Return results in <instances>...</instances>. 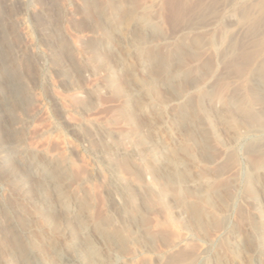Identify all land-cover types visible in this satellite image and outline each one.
<instances>
[{
    "label": "bare ground",
    "instance_id": "obj_1",
    "mask_svg": "<svg viewBox=\"0 0 264 264\" xmlns=\"http://www.w3.org/2000/svg\"><path fill=\"white\" fill-rule=\"evenodd\" d=\"M26 1L27 0H6V3L9 5L10 8H12V9L16 8V10H17L18 9L17 4L19 2L25 3ZM76 1L75 0H69V3H67L64 6V9L62 8L64 10L63 12L64 13L69 12V13L74 14V12L71 10V8H72L71 6H73V4L75 5ZM93 1H95V0H93ZM226 1L229 3L228 4L229 7H233V10H229V8L226 9L223 14H220L217 17H215L214 22H212V23L209 22V20L206 21L208 23H206L205 20H203L206 24H204L200 27H197V28H195V26L200 25L202 23L200 18L202 19L204 16L203 15L204 13L201 11H209V12L211 11L210 13H212L213 16H216V14H214L217 11L216 8L220 9V8H218L220 6V5L218 6V1L217 2L215 1V3H212V4L210 3V6H208L207 3H206V5L201 3V5H200L199 3H193V2H190L188 0H167V2H164V1L162 2V3L167 4L166 7L169 11V12L167 11L168 16H166L167 17L166 23L172 22L173 26L176 24H179V25L185 24L184 26H186L187 31H184V30L183 31L186 33V36L184 35L183 38L180 37L181 38L180 40L177 39L178 42H176V44H174V45H172V44L170 45L168 43V41L170 40V39H168L169 37L167 38V36H164V39H163L164 42L163 43H165V44L168 43L166 45V48H165L168 50V53H166V54L158 53V54L153 55V53L149 51L148 56L146 55V57H144V60L141 62L142 64H140V67L138 68V70L142 71L143 69H145L146 66L151 67V69H152V67H156L157 70L159 68L158 71L161 73L160 75L162 77L156 79L158 82L157 88L159 90L161 89V91H163V93H165L164 94L165 98L163 97V95L161 96L165 99L164 100L161 98L162 100H164V102H163L164 105H166V107H168V108L170 107L169 109H171L174 106L181 103L183 100H185V103L182 104V106L179 110V113L177 115L171 116L169 113L166 112L167 116H164V118L166 117L164 119L163 118V110L165 107H164L163 103L161 101H160V103H158V102H156V100L149 98L146 100V103L145 102L144 103L146 104L147 107L155 109V113H154L155 117L153 118V120L151 122L147 123V125L144 126L143 133H141L144 135L146 133H148L150 135V136L147 135V140H144V141L141 140L142 142L140 140L139 141L136 140L137 142L135 141V143L131 142V140L130 141L127 140L128 142L127 141L123 142L121 140L124 143L121 145L118 142L120 141L122 136L115 137L114 133H113V136H110V134H107L105 132L107 128L104 130L105 133H103V130L97 126V123H95V120L94 121L89 120V123L87 121L88 124H91V125H89V127L91 128L89 130H93V132L94 131L97 132V134H95V135L91 134V132H90V134L92 136L94 135L95 137L99 136L98 143L101 142V145L104 147H101V149H97V148L94 149L95 146L92 147V142H94V141H92V140H95L97 137L95 139L94 138L91 139L92 136L81 137L78 140L79 142L77 144H74V142L72 141L73 139L72 140L70 139L73 143H68L66 146L64 144L65 151H67L68 153H71L73 155H80V156H82L81 158H83V156L86 155V158H87L86 162H88V165H89V166H87V168L89 167V170L91 171V175L89 174L91 177L89 178L88 182L93 184V185H94V183L95 184L98 183V185H100L99 189H101L100 187L103 186V189H104L103 192H104L105 198H104V196H102V199L103 198L105 199L103 201L105 202L104 206L106 207V210H107L106 216L108 217L110 223H112L114 227L115 226L119 227L118 228L119 229L118 234L114 235V233H111L112 230L115 228H113L109 232V231H107V230H109L106 228L107 226L105 227V224H103L104 222L100 223V222H96L93 220V218H95V216H93V218H92L91 212L88 208L91 204L90 202L88 203L89 204L88 205V204H86L87 202L85 203L83 200H81L82 199L81 197L79 199L77 196H74L76 194L73 195V194H68L70 192H68V193L66 192L63 181H60L61 180L60 176L62 173L61 168L64 169V167L61 166V168H59V166H58L55 169L51 168V164L49 163V161H51V160L50 159L48 160L45 152L39 151L38 154L40 156L36 157L35 155L28 153V151L26 149L22 148L21 141H17L15 147L13 148V151L15 152V154L17 156V158H16L17 165H19L20 167L23 168L24 174L26 173V171H32L33 172L35 170L39 171L41 174H45V177L48 180L47 181L45 180L46 183L42 184V188H43L42 190L46 191L49 188H51L53 191H56L55 194H53V196L51 198L38 196L36 198H33V201H31V202L33 204H35L36 206L44 207V209H45L44 211L50 220L53 219L54 216H52V213H54L55 209L57 208L58 210L61 211L62 216H63V220L61 222L57 223L58 224L57 226H54L55 223H52L49 220L48 227L43 226V228H40V229L36 228L37 230H34L33 228L27 227V224L24 223V221H22V219H21V216H20L21 210L19 211V208H20L19 207V204H20L19 200H21V197H22V195H20V193L24 192L23 190L25 189V185L23 184L22 180L17 175H7V174H4V172H2V170H0V183L4 184V186H7L8 190L13 193V195L10 194L11 197L9 199L7 197H6L7 199H5V198L0 199L1 213H2L3 218H5L7 221V225H8L9 230L13 234V240L12 241L10 240V242L12 243L14 241L16 244L13 247L9 245L8 250L5 252L0 251V264H168V263L164 262L165 258H166V256H165L166 252L159 251L156 247V245L158 244L159 241L157 243H154L153 242L154 238L153 239L150 238L152 236H155V238H156V235L150 234L151 236L149 235L150 236L149 237L146 230L143 229V226L146 224H144L142 226V217L140 215V213H142L141 212L142 210L140 211V208H138V206L140 207V204H138V202L139 201L142 202L141 207L145 205L148 208L147 209L146 207H144V208H146L145 211L152 210V208L149 207L150 204H148L147 201H144L145 197L141 198L139 196L137 197L135 194L132 195L131 193H129L130 191H135V189L133 190L132 187L135 188L136 187L135 185L139 182L134 180L135 182H137L135 184L133 181H130V182L127 181L125 179V177H123V175H122L123 171L121 172L120 169L117 168L118 165L116 168H115V166H113L114 161H112V156H115L118 158L119 157H127V158H130L129 160H133V161L134 160H140L143 162L148 161V167H147V169L142 170L143 173L141 175V178H142V180L145 181L143 183H147L148 188H149L148 192H150L151 195L154 194V192H155L154 190H157V188H160L159 189V190H161L160 195H162V196L164 195L165 198H163L162 196H159V197H162L163 199L168 200V198L170 199V197H168V196H171L170 193H171L172 187L173 188L176 187L177 196L172 195L173 196L172 198H174L173 200H174L175 204H173V205L171 204V205L173 206L174 211L173 210L172 211L175 214V221L178 220V223H177V221H176V223H177V225L178 224L180 225L178 227L182 228V229H179V231L181 230L180 231L181 235H179V238H178V239H180V237H181V239L179 241L176 239L178 241L176 246H175V244L174 245L171 244V246L173 245V247L170 246L166 250L171 251V250L175 249L176 247L178 248L181 246H186L188 243L193 241L194 238L195 239L197 238V240H198L197 245L199 243L198 246H199V252H200V253L195 255L196 257L191 256L194 254V252L191 255L189 254V256L191 258L189 260L188 259L185 260V262H182V263H181V261L183 260V257L181 258V260H180V258L176 257L177 259H179V261L176 260V261H178V264H203L204 260H202V258L205 259V258L210 256L209 255V254H211L210 252L216 251L217 243L215 241H212L213 239L210 240V237L209 238L206 236L203 237V235H202L204 232H206L208 227L213 228L215 226V225H213L211 227V225L208 224V221H209L208 212H210L211 208H213L215 210L214 212L217 213L219 215V218H220L216 223V225L218 227L215 226V228H218L217 230H214V232L216 231V234H218L217 236L216 235L215 236L219 237V238L221 236H228L229 237L230 252L234 256L235 255L239 256V255L243 254V257L241 258V261H240V262H242L241 264H245V263H247V264H264V256H263L264 253L263 254L259 253L260 250H263V252H264V0H226ZM35 2L36 3L34 4V6H33V4H31L33 6V11H36V12L38 11L37 14H40V16H38V17H40L39 21L36 22L37 24H36L35 30L30 29V27L27 25V22L25 19H20V21H19L21 28H23L22 36L27 41V43L25 45V50L30 51L32 53L35 52L36 54L38 53L37 55L38 56L41 55L42 60H44V61H48V59L49 60L51 59L53 62L57 61L59 64L58 69L60 70V72L62 74H65L67 76L69 74V71L71 68L65 62H63V59H62V58H64L63 54L65 53L63 50L64 43H63V40L58 41L57 36L59 35L60 27H59V23H58L59 21L57 20L58 19L57 14L55 13V7H54L53 3L51 2V0H36ZM219 2H220V0H219ZM130 3H131V1H130ZM101 4H102V2H101ZM101 4H99V5H101ZM121 4H124V3L122 2ZM102 5L100 7H102ZM147 5H149V4L147 3ZM155 5H157V4H155ZM161 5H163V4H161ZM32 6H30V7H32ZM143 6H144V4H143ZM205 6H207V7H205ZM38 7L40 9H38ZM94 7H95V5H94ZM120 7H122V6H120ZM159 7H161V6H159ZM166 7L163 10H166ZM103 8H100V9H103ZM118 8L119 7H114V10L112 13L117 19H118V14L115 12H118V10H119ZM163 8H164V6H163ZM1 9L2 8L0 7V57L2 59L1 60L2 62H0V79L3 76L4 83L0 82V110L10 112L13 114L14 113L13 103L16 104V102H17V103H19V106H21L19 99L26 94L28 88H27L26 81L24 83V81L22 80L23 78L21 79V77L17 73L16 68H14L16 66H13V63L14 62L17 63V60L13 61L15 56L14 55L12 56V54L14 52V54L17 56V55H20V52L14 51L15 47H14V49L10 48L9 46H11V45L6 46L7 39H8V33H7V30H5L6 24H4V23H6V22H5L3 12ZM23 9H24V7H23ZM96 9L93 8L92 10H88V11L86 10L84 12V14L86 15V16H84V19L87 20L88 22H90V24L93 25L94 28L97 29V32L99 31V32H102L103 34L105 33L104 35H106V33H108V34H107L106 38L104 37L105 38L103 40V41H105L104 44L101 43V44L96 45V44L92 43V44H89L88 47H90L89 48L90 50L91 49L94 51L99 50L98 52H101L100 50L102 49L103 45H109L111 47V49L117 53L116 54L117 59L115 60V63H113L114 65L105 69V71H108V73H109V70H111L112 73L117 74L119 71L121 72V70L124 68L125 65L129 64L130 59L128 56L130 54L129 55L125 54L126 53L125 49H127V46L129 48L130 47L131 48L140 47V44L145 42V38L147 36H145L143 34L145 36V38L141 37V39H140V36H138L139 37L138 38L136 33L132 34V32H130L131 33L130 36L132 38V39H130L129 36L127 37V35H126L125 28H122L125 30L124 35H126L128 40L122 41V40L116 39L115 35H116V33H118V32H116V27L115 28L111 27V26H113V25H111L112 21L108 25L107 20L109 18H108V16H106L105 11H102L103 12L102 13L98 10V8H96ZM131 9H132V7H131ZM150 9L152 10L151 7L149 8V10ZM82 10H84V9H82ZM123 10H124V8H123ZM149 10H147V11L149 12ZM151 10H150V12H151ZM137 11H139V10H137ZM220 11H222V10H220ZM220 11H218L217 14H219ZM17 12H16L15 17H18ZM154 12H156V11H154ZM164 12H166V11H164ZM201 13H202V15H201ZM206 13H208V12H206ZM120 14H121V17H123L122 13H120ZM148 14L153 15L151 13H148ZM4 15H6V14H4ZM69 15H71V14H69ZM142 15L146 16V14H144V13ZM149 15H147V17ZM158 15H160V12ZM212 15L209 16V13H208V17H211ZM20 16H21V14H20ZM61 16H62V14H61ZM162 16H163V14H162ZM193 16L195 18H199L198 22L199 21H201V22L197 23L194 21L195 20L194 19V20H192V22L194 21L195 23L191 24L189 21L193 18ZM137 17H139V15ZM159 18H161V17H159ZM9 19L11 20V18H9ZM126 19H127V17L125 18V22L127 21ZM129 19L130 18L128 17V20ZM152 19H153V17H152ZM206 19H209V18H206ZM110 20H112V19H110ZM145 20L146 21L144 22V25L148 29V30L146 29L149 33L148 36L149 35L152 37L162 36L161 33H159L158 29H156L155 25L151 22V20L149 21L147 18ZM8 23H10V22H8ZM156 23H158V22H156ZM60 24H61V22H60ZM133 24H134V22H133ZM239 24L242 25V28L240 27V30L233 33L234 28L236 26H238ZM123 25H125V24H123ZM138 25L144 26L143 23L141 25L138 22H136L135 26L139 28ZM135 26H132V27H135ZM158 26H159V24H158ZM173 26H171V27H173ZM184 26H183V28H184ZM212 26H217V30L215 32L213 31V33H212V31L207 30V32L209 31L208 33H210V32L211 33L205 37L198 35L199 33L194 34L196 29H202L200 31V33H202V31H204L203 29H208V28H211ZM168 27L169 26H167V28ZM164 28H166V27H164ZM179 30H181V29H179ZM35 31L37 32L38 38H35V36H34ZM133 31H135V30L133 29ZM173 31H175V30H173ZM84 32L85 31L81 29L80 31H78V33H79L78 35L83 34V35L87 36V34H85ZM142 32H143V30H142ZM165 32H166V30H165ZM169 32L170 31L167 30V33L170 36L171 34ZM175 32L179 33L177 31H175ZM181 32H182V30H181ZM13 33H14V31H13ZM181 36H183V35H181ZM71 37H73V36H71ZM175 37H176V34H175ZM63 38L64 37H62L61 39H63ZM177 40H175V41H177ZM64 41H66V40H64ZM157 42L159 43V41H157ZM170 42H172V41H170ZM66 43H68V41ZM75 46H77L78 49L81 48V44L79 42H76ZM151 46L153 47V45H151ZM154 46H156V45H154ZM40 47L42 49H46L47 52H42V49L40 51ZM202 47H207V48H211L212 50H214V59H211V56H208L210 58L209 60L202 61L201 60V55H202L201 53H203V55H204V52H205L204 50H203V52H201ZM157 49H160V48L157 47ZM146 50H149V48ZM209 51L210 50H208V52ZM139 52H140V50H139ZM144 52H145V50H144ZM28 54L30 55V53H28ZM133 54H134V51H133ZM142 54H144L143 50H142ZM76 55H77V53H76ZM206 55H207V53H206ZM206 55H205V58H207ZM24 56L22 55V57H24ZM133 56L137 57V55H133ZM93 57H94V55H93ZM30 58L32 59V56L29 57V60H31ZM34 58L36 59L37 57L34 56L33 59ZM17 59H19V58L17 57ZM33 59L31 60L32 62H33ZM68 59H70V58H68ZM105 59H106V56H105ZM20 60L22 61L21 58H20ZM64 60H66V59H64ZM133 60H134V57H133ZM190 60H194L198 63V65L193 69H191L193 67V65L190 66L191 70L188 68V65H187L189 63L188 61H190ZM44 61H43V65H47V64H45ZM49 63H51V62H49ZM190 63H192V62H190ZM190 63H189V65H190ZM194 63L195 62H193V64ZM25 64H27V63H24V65ZM18 65H19V63H18ZM93 65L95 66V64H93ZM25 66H27V65H25ZM215 66L224 67L225 70L224 69L223 70L226 71L227 76H229V77L235 76L234 77L235 79L236 78L239 79V80L237 79L239 81V83L237 84V82L235 80L236 84H234V85L230 84L231 86H229L228 84H226L227 83L226 80H222V81H226V83L223 84V82L221 81L222 83L218 82V84H216V85L214 84V86H212L213 85L212 84L211 85L212 87L210 86L211 87L210 90H209V88L207 91L202 90V88H206V86H207L204 82H202V80L207 78V77H213L214 74L216 72H218V67H215ZM73 68H75V67H73ZM86 69L88 70V67ZM220 69H221V67H220ZM90 70H91V68H90ZM83 71H82L83 72L82 74H84V76H86L88 72L86 70H83ZM149 71H151V70L149 69ZM57 72H58V70H57ZM101 73L102 72H100V74ZM220 73H221V70H220ZM62 74H60V75H62ZM150 74H151V72H150ZM75 75L77 76L78 74L75 73ZM93 75H95V73H93ZM104 75H105V73H104ZM144 75L142 77H145ZM215 75H216V77H219V76H217V74H215ZM27 77L28 76H26V78ZM36 77H38V76H36ZM26 78H25V80H26ZM82 78H81V80H82ZM89 78H91L90 75H89ZM225 78H222V79H225ZM143 79H145V78H143ZM214 79H216V78H214ZM35 80H37V78ZM72 80L73 79H71L70 81H67V83L71 82ZM79 80L80 79H78V81ZM203 81H205V80H203ZM102 82H103V80H102ZM212 83H214V82H212ZM31 84H33V83H31ZM57 84H58V82H57ZM82 84H84V83H82ZM69 85H70V83H69ZM143 85L149 86L150 83L145 82L144 84H142V86ZM134 86H135V84H134ZM137 86H135V87H137ZM90 87H92V86H90ZM90 87H87L86 85H84V86L80 85V86H74V88H72V90H73V93H75L77 96L80 97L83 94L89 92L91 90ZM117 87H118V85H117ZM106 88L108 89V87H106ZM106 88L101 87L100 90L106 91ZM126 88H129V86ZM29 89H31V88H29ZM94 89H96V88H93V90ZM53 90H55V89L53 88ZM142 91H143V88H141V91H140V89L135 90V88H131L130 90H128L126 93V97L129 98L128 101H131L135 95H138L139 98H140V96H143L144 94L142 95ZM191 91H197V93H198V94H196L197 96H195V97L191 96L190 95ZM113 92H115V91H113ZM159 94H162V93H159ZM28 98H30V97H28ZM63 98H61L59 96L56 97V102L58 104L62 103ZM139 98H138V100H139ZM155 99H157V98H155ZM70 100H72V99H70ZM79 100H81V99H79ZM75 101H76V106H78L77 105V104H79L78 100H75ZM132 102H133V100L131 101V103ZM135 102H136V100H135ZM22 103H23V100H22ZM92 103L94 104V102H92ZM72 105H75V104L72 103ZM68 106H69V104H68ZM46 107H45V109H46ZM91 107H92V104H91ZM174 108H173V110L176 109V108L175 109ZM29 110H31V109H29ZM75 110H77V109H75ZM83 110H84V107H83ZM69 113H70V111L65 108L63 111L61 119L67 120V117H68L67 115ZM132 114H134V113H132ZM78 115H79V113H78ZM134 115H136V114H134ZM137 115H139V114H137ZM77 117L78 116H76V118ZM83 117H84V115H83ZM24 120H26V119H24ZM108 121H110V120H108ZM67 123H68V127H69L70 131H72L74 133L80 132V126H81V130L83 129L82 124H81L83 122H80L81 125L76 123V122H71V121H69ZM98 124H99V122H98ZM205 124H207L208 126L216 128V130L220 134L219 136L222 137V141H223L222 147H225L226 149H232L231 161L233 160L236 163V164L234 163V165H237L239 168L238 172L236 171L237 175L234 174V177L235 176L236 177L234 178V182H233L235 185L237 184L238 186H235L233 184L223 186L226 188L225 189L226 192H223L221 188L219 189V186L217 187L218 189L214 188L215 186L212 187V185L209 184L210 181L207 180L206 178L201 179V178L192 176L193 178L190 177L191 179H189V178H185V177H183V178L180 177V172L185 171V170H180V168L187 170L189 167H191V168L194 167V170H195V168H198L199 166H200V168H201V166L202 167L205 166L206 172L209 175H211V177H212V175H214V173L212 172L213 170L211 171L209 168L210 165H212V168H214L213 167V163H214L213 151H214V149L212 148V146H210V144L208 142L209 141L208 138L205 137L206 133L202 129V128H204ZM101 125H103V124H101ZM84 126H86V125H84ZM94 128H95V130H94ZM233 128L234 129L237 128L236 130H238V129L239 130L236 131L232 137H229L228 134H229V132H231V129H233ZM16 129L17 128L15 126H13V124L10 123V124H7L5 126V129L3 131L1 130L3 132L4 140L6 142H10L11 139L18 134V133L16 134V132H18ZM53 129L54 128H52L51 131ZM100 129L102 130L101 133H103V134H100V131H101ZM114 132H117V131L115 130ZM19 134H21V132H19ZM49 134H48V136H49ZM76 135H74V136H76ZM215 136H217V135H215ZM148 137H150L151 139L150 138L148 139ZM77 138H79V137H76V139ZM125 139H127V138H125ZM128 139H129V137H128ZM181 139L183 141H186V145H190V143H193L190 145L192 147L191 149L193 152L190 151L188 154V157H186V158L178 159L179 153L184 151V148H182V146H183L182 142L180 141ZM57 141H59V140H57ZM132 141H134V138ZM67 142H68V138H67ZM106 145H108V146H106ZM218 146H220V145H218ZM222 147L220 146V148H222ZM170 152H173V154H176L172 157V159L165 156L166 154H168ZM218 152H219V150H218ZM223 153H226V152H223ZM225 155H229V154H225ZM255 156H259V158L255 160ZM214 157L216 158V156H214ZM68 158H69V156H68ZM68 158H66V159H68ZM118 158H117V160L120 161V158L119 159ZM191 159L194 161L193 163L189 161ZM226 159H228V158H226ZM218 160H215V161H217V163H218ZM224 161H226L225 158H224ZM120 162H117V163H120ZM137 162H136V164H137ZM143 162H141V164ZM120 164H122V162ZM125 164H126V162L124 163V165ZM139 165H140V163H139ZM229 165L230 164H228V166ZM121 167L123 168L125 166H121ZM230 167H231V165H230ZM66 168H67V166H66ZM144 168H146V166ZM221 168L222 167H220V169ZM232 168H230V169L232 170ZM125 169H126V167H125ZM129 169L127 171H129ZM203 169H204V167H203ZM202 170H199V171H202ZM226 170H227V168H226ZM235 170H237V169H235ZM64 171H65V169H64ZM134 171L132 174L135 175ZM224 172L228 173L227 171H224ZM185 173L187 174L186 171H185ZM193 173H195V172L193 171ZM216 173L218 174V172H216ZM123 174H126V173H123ZM89 175H88V177H89ZM223 175H225V174H223ZM215 176L216 175H214V177ZM218 176H222V175L220 174ZM65 177H66V174H65ZM202 177H204V176H202ZM66 178H68V177H66ZM132 178H133V175H132ZM130 180H131V178H130ZM225 180H227V179H225ZM88 182L86 184H88ZM222 182H223V180H222ZM139 184H137V185L141 186V184L140 185ZM220 185H226V184L221 183ZM144 187H146V186H144ZM77 188H78V186H77ZM79 188H81V187H79ZM26 189H27V187H26ZM99 189H98V191H99ZM77 190L79 191V189H77ZM81 190H83V189H81ZM141 190L143 191V187ZM245 190L249 192V195L246 199L243 200V197H242L243 194L245 193V195H246ZM80 191L78 193H80ZM81 192H83V191H81ZM14 193H18V195L14 194ZM172 193H175V192L173 191ZM185 193H187L188 196H186ZM141 194H142V192H141ZM147 194H149V193H147ZM45 195H46V193H45ZM137 195H139V194H137ZM85 196L87 197V195H85ZM140 196H142V195H140ZM153 197H155V196H153ZM159 197L156 196V198L159 199V202H161L162 200H160ZM166 197H168V198H166ZM182 197H185V199H183ZM202 198L204 199V201L207 204H209L211 206L210 209H207L206 207H208L209 205L207 206V204H206L205 208L207 209V212H206V209L204 212V209L197 206L198 203L195 205V202L197 201V199H202ZM241 200L245 201L244 204H247L246 206L249 205L248 207H250V210H251L250 212L253 215V217L252 218L248 217L247 219H251L250 221L248 220L249 223L248 222H247V224L244 223L245 224V225L243 224L244 227L239 229V228H237V223H234L233 217H236L237 214L239 215V213L242 214V212H240V209H239V207H241V206H239V205H241L240 204ZM149 202L151 203L152 200ZM199 203H200V200H199ZM147 204H148V206H147ZM163 204H164V202H163ZM53 205H55V207H56L54 210L51 209ZM151 205H154V204L151 203ZM199 205H201V204H199ZM126 206L128 207V209L130 208V210L133 212H135L134 208L137 207L138 211L135 212L134 214H131L127 211ZM155 206H156V202H155ZM166 207H168V206H166ZM157 209H156V211L158 213L159 211ZM94 210H96V209H94ZM106 210L104 211V213L106 212ZM166 210L163 211L164 214H165ZM244 210L247 211V209H244ZM245 212H243V213H245ZM149 213H151V212H149ZM167 213L168 212H166V215H165L166 217L168 216V214L170 212L168 214ZM22 214H23V211H22ZM99 214H101V213H99ZM99 214H98V216H99ZM153 214H154V212H153ZM146 215H143V216H146ZM169 216H171V215L169 214ZM249 216H250V214H249ZM32 217H34V216L32 215ZM210 217L212 218V216H210ZM30 218H31V215H30ZM36 218H37V216H36ZM156 218H158V216H156ZM143 219H145V218L143 217ZM102 220H105V219H101V221ZM160 220L162 221L161 218H160ZM165 221H166V219L163 220V222H165ZM167 221L170 222V220H167ZM167 221H166V223H169ZM172 221H174V220H172ZM143 223H147V222H143ZM154 223L157 224V222H155V221H154ZM160 223H162V222H158L159 226L161 225ZM166 223H163V224H166ZM163 224L160 226V228L163 226ZM2 225H4V224H2ZM106 225H107V223H106ZM158 225H156L157 226L156 228H158ZM41 226H42V224H41ZM152 226H153V223H152ZM164 227H165V225H164ZM173 227L175 228V224ZM2 229H3V227H2ZM110 229H111V227H110ZM152 229H154V227H152ZM152 229H151V231H152ZM42 230L43 231L46 230L45 232L48 233V235H49V242L52 243V245H49L48 246L49 248H47V250H45V251L34 246L31 242V241H33L32 237L35 234H37L36 232L40 233ZM115 230H117V229H115ZM160 231H162V229H160L159 231H156V232H160ZM179 231H178V234H179ZM3 232H6V231H2V233ZM214 232L209 234V235L212 234L213 238L215 237ZM149 233H150V228H149ZM160 233H162V232H160ZM166 235H168V233H166ZM124 236H126V237H124ZM4 237H6V236H4ZM168 237H169V235H168ZM173 237H174V235H173ZM170 238L168 240H170ZM219 238H217V239H219ZM173 240H174V238L172 239V241ZM176 240H174V241L176 242ZM215 240H216V238H215ZM160 241H162V240H160ZM172 241H170V242H172ZM224 241L225 240H223V242ZM253 241H257L258 244L256 246H254L253 244H251ZM10 242H8V243H10ZM162 242H164V240ZM165 242H168V241H165ZM193 242H196V241H193ZM219 244L222 245L221 243H219ZM188 245H191V244H188ZM195 245H196V243H195ZM158 247H160V249H164V247L161 248L162 246H158ZM192 249L190 248V250H192ZM186 250L188 251L189 249H186ZM176 252H177V249H176ZM224 252H225V250H224ZM180 254H181V252L179 253L178 256H180ZM172 255H169V258ZM212 255H214V254H212ZM222 257L223 256H221V254L219 252H216L214 257H212V259H211L212 263L223 264V258ZM141 258H143V260L145 259L144 260L145 263L143 261H142L143 263H141V261H140ZM173 259H175V258H173ZM166 260H167V258H166ZM174 262H175V260H174ZM209 262H211V261H209ZM238 262H239L238 259L234 258L232 264H240V262L239 263ZM171 263H169V264H171Z\"/></svg>",
    "mask_w": 264,
    "mask_h": 264
},
{
    "label": "rangeland",
    "instance_id": "obj_2",
    "mask_svg": "<svg viewBox=\"0 0 264 264\" xmlns=\"http://www.w3.org/2000/svg\"><path fill=\"white\" fill-rule=\"evenodd\" d=\"M30 1V2H29ZM36 0H27L25 3H18L17 4V6H18V9L16 10V8H10L9 7V5L6 3V0H0V7L2 8L1 10H2V12H3V16H4V19H5V22L6 23H4V24H6L5 26V30H7V33H8V39H7V44H6V46H9V45H11V46H9L10 48H12V49H14V47H15V49H14V51H19L20 52V55H15L14 54V52H13V54H12V56L14 55L15 57H14V60L13 61H15V60H17V63L16 62H14L13 63V66H16V67H14V68H16V70H17V73L19 74V76L21 77V79L24 81V83H25V81H26V84H27V92H26V94L24 95V96H22L20 99H19V101H20V103H21V106H19V103H17L16 102V104L15 103H13V108H14V113L12 114V113H10V112H6V111H3V110H0V170H2V172H4V174H7V175H17L21 180H22V182H23V184L25 185V189L23 190L24 192L22 193H20V195H22V197H21V200H19V211H20V216H21V219H22V221H24V223H26L27 224V227H29V228H33L34 230H37V229H40V228H43V226L44 227H48V222H49V218H48V216H47V214L45 213V209H44V207H42V206H36L35 204H33L31 201H33V198H36V197H47V198H51L52 196H53V194H55V192L56 191H53L51 188H49L48 190H42L43 188H42V184H44V183H46V181L48 180V179H46V177H45V174H41L39 171H26V173L24 174V171H23V168L22 167H20L19 165H17V160H16V158H17V156H16V154H15V152L13 151V148L15 147V145H16V142L17 141H21V143H22V148L23 149H26L27 151H28V153H30V154H33V155H35L36 157H39L40 155L38 154L39 153V151H41V152H45L46 153V156H47V158H48V160L50 159L51 161H49V163L51 164V168H56V167H58L59 166V168H61V166L62 167H64V169H65V171H64V169H62L61 168V171H62V173H61V176H60V181H63V183H64V186H65V189H66V192L68 193V192H70V193H68V194H76V195H74V196H77L79 199H80V197L82 198L81 200H83L86 204H88L89 202L91 203L90 204V206L88 207L89 208V210H90V212H91V216H92V218H93V216H95V218H93V220L94 221H96V222H100V223H103V224H105V227L107 228V229H109V230H107V231H111L113 228H115V229H117V230H115V229H113L112 230V232L111 233H114V235L116 234H118V226L116 227H114L113 226V224L112 223H110V221H109V219H108V217L106 216V214H107V210H106V207L104 206L105 205V202L103 201V200H105L104 198H105V195H104V189H103V186L102 187H100L101 189H99V186L100 185H98V183L97 184H95L94 183V185L93 184H91V183H89L88 181H89V178L91 177L90 175H91V171L89 170V167L87 168V166H89L88 165V162H86L87 161V158H86V155L85 156H83V158H81L82 156H80V155H73V154H71V153H68L67 151H65V146L68 144V143H73L74 142V144H77L79 141V139L81 138V137H89V136H92L91 134H97V132H93V130H89V129H91L90 127H89V125H91V124H88L89 123V120H95V123H97V126L99 127V128H101L102 130H103V133H107V134H110V136H113V133L115 134L114 136L115 137H117V136H122L121 137V139H120V141L122 140L123 142H125V141H127V140H131V142H133V143H135V141L136 140H142V141H144V140H147V135L148 136H150L148 133H146L145 135L144 134H141V133H143V128H144V126H146L147 125V123H149V122H151L152 120H153V118L155 117L154 115V113H155V109H152V108H150V107H147L146 106V100L147 99H149V98H152L153 100H156V102H158V103H160V101L163 103L164 102V98H165V96H164V94L165 93H163V91H161V89L159 90L158 88H157V78H160V77H162L160 74V72L158 71L159 70V68H158V70H157V68L156 67H152V69H151V67H149V66H146L145 67V69H143L142 71H140V70H138V68L140 67V64H142L141 62L144 60V57H146V55L148 56V53H149V51L150 52H152L153 53V55H155V54H158V53H160V54H162V53H164V54H166V53H168V50L167 49H165L166 48V45L169 43L170 45L172 44V45H174V44H176V42H178V40H180L181 38H183L184 37V35L186 36V33L184 32V31H187V29H186V26H184V25H179V24H176V25H174L173 26V24H172V22L170 23V22H167L166 23V21H167V17L166 16H168V9H167V4H165V3H162L163 1L164 2H167V0H130L131 1V3H130V1L129 0H95V1H93V0H75L76 1V4L74 5L73 4V6H71L72 8H71V10L74 12V14H72V13H69V12H63L64 10V6L67 4V3H69V0H51V2L53 3V5H54V7H55V13L57 14V20L59 21L58 23H59V27H60V29H59V35L57 36L58 37V41L60 40H63V43H64V47H63V50H64V54H63V57L64 58H62L63 59V62H65L67 65H69V67L71 68H69L70 69V71H69V74L66 76L65 74H62L61 72H60V70L58 69L59 68V64H58V62L57 61H55V62H53L51 59L49 60L48 59V61L49 62H51V63H49L48 61H44V60H42V57H41V55H37L35 52H30V51H27V50H25V45H26V43H27V41H26V39L25 38H23V36H22V30H23V28H21V26H20V24H19V21H20V19H25L26 20V22H27V25L30 27V29H32V30H35V28H36V22H38L39 21V18L40 17H38V16H40V14H37L38 13V11L36 12V11H33V6H34V4L36 3L35 2ZM92 1V2H91ZM104 1V2H103ZM113 1V2H112ZM117 1V2H116ZM159 1V2H158ZM188 1H190V2H193V3H199L200 5H201V3H203L204 5H206V3L208 4V6H210V3L212 4V3H215V1L217 2L218 1V8H220V9H217L216 8V12L214 13V14H216V16H213L212 15V13H210L209 11H201V12H203L204 14V16H203V18L201 19L200 18V20L202 21V23L200 24V25H197V26H195V28H197V27H200V26H202V25H204V24H206V23H208V22H206V21H208L209 20V22H214V18L215 17H217L218 15H220V14H223L224 12H225V10L226 9H228L229 8V10H233V7H229V3L226 1V0H220V2H219V0H188ZM209 1V2H208ZM212 1V2H211ZM225 3H224V2ZM89 2V3H88ZM101 2H102V4H101ZM109 4H107V3ZM120 2V3H119ZM124 3V4H121V3ZM144 2V3H143ZM88 3V4H87ZM105 3V4H104ZM112 3V4H111ZM144 4V6H143V4ZM147 3L149 4V5H147ZM20 4V5H19ZM31 4H33V6L31 5ZM95 5V7H94V5ZM99 4H101L102 5V7H100L101 5H99ZM126 4V5H125ZM129 4V5H128ZM142 4V5H141ZM155 4H157V5H155ZM161 4H163V5H161ZM202 4V5H203ZM26 5V6H25ZM125 7H124V6ZM135 5V6H134ZM151 5V6H150ZM155 5V6H154ZM225 5V6H224ZM7 6V7H6ZM30 6H32V7H30ZM120 6H122V7H120ZM130 6V7H129ZM138 6V7H137ZM159 6H161V7H159ZM163 6H164V8H163ZM9 7V8H8ZM23 7H24V9H23ZM26 7V8H25ZM28 7V8H27ZM80 7V8H79ZM104 7V8H103ZM114 7H119L118 9V12H115V13H117L118 14V19L112 14L113 13V10H114ZM131 7H132V9H131ZM152 8V10H151V12H150V10H149V8ZM165 7H166V10H163V9H165ZM205 7H207V6H205ZM227 7V8H226ZM63 8V9H62ZM84 9V10H82V9ZM93 8H98V10L100 11V12H102V11H105V13H106V16H108V20H107V23H108V25L111 23V21H112V24L111 25H113V26H111V27H113V28H115L116 27V32H118V33H116V35H115V37H116V39H119V40H122V41H126V40H128V36H129V38L130 39H132L131 38V33L130 32H132V34H137V37L138 36H140V39H141V37L142 38H145V36H147L146 38H145V42H143L142 44H140V47H133V48H129L128 46H127V49H125V51H126V53L125 54H127V55H129L128 57H129V64H127V65H125L124 66V68L121 70V72L119 71L117 74H114V73H112V71L111 70H109V73H108V71H105V69H107V68H109V67H111L112 65H114L113 63H115V60L117 59V56H116V52L115 51H113L112 49H111V47L109 46V45H103V47H102V49L100 50L101 52H98V51H94V50H90L89 48L90 47H88V45L89 44H92V43H94V44H96V45H98V44H104L105 43V41H103L105 38H106V36H107V34L108 33H106V35H104L102 32H97V29L96 28H94V26L93 25H91L90 24V22H88L87 20H85L84 19V16H86L85 14H84V12L87 10H92ZM100 8H103V9H100ZM106 8V9H105ZM123 8H124V10H123ZM137 8V9H136ZM142 8V9H141ZM222 8V9H221ZM12 9V10H11ZM26 9V10H25ZM30 9V10H29ZM32 9V10H31ZM38 9H40L39 7H38ZM59 9V10H58ZM80 11H79V10ZM4 10V11H3ZM20 10V11H19ZM25 10V11H24ZM97 10V9H96ZM137 10H139V11H137ZM147 10H149V12L147 11ZM161 10V11H160ZM220 10H222V11H220ZM18 11V12H17ZM23 11V12H22ZM29 11V12H28ZM31 11V12H30ZM83 11V12H82ZM110 11V12H109ZM125 11V12H124ZM154 11H156V12H154ZM164 11H166V12H163ZM168 11V12H167ZM218 11H220L219 12V14H217V12ZM12 14H11V13ZM16 12H17V16L18 17H15L16 16ZM151 13V14H153V15H149L148 13ZM153 12V13H152ZM158 12V13H157ZM159 12H160V15H158L159 14ZM206 12H208L209 13V16L210 15H212L211 17H208V13H206ZM25 15H24V14ZM28 13V14H27ZM79 15H78V14ZM103 13V12H102ZM120 13H122V16L123 17H121V14ZM128 13V14H127ZM144 13V14H146V16L145 15H142V14ZM4 14H6V15H4ZM11 14V15H10ZM20 14H21V16H20ZM32 14V15H31ZM61 14H62V16H61ZM69 14H71V15H69ZM77 14V15H76ZM82 14V15H81ZM124 14V15H123ZM133 14V15H132ZM137 14V15H136ZM156 14V15H155ZM162 14H163V16H162ZM207 14V15H206ZM10 15V16H9ZM132 15V16H131ZM139 15V17H137ZM147 15H149L148 17H147ZM201 15H202V13H201ZM34 16V17H33ZM64 16V17H63ZM127 17V21L125 22V18ZM134 16V17H133ZM155 16V17H154ZM161 17V18H159V17ZM13 17V18H12ZM15 17V18H14ZM24 17V18H23ZM62 17V18H61ZM125 17V18H124ZM128 17L130 18L129 20H128ZM152 17H153V19H152ZM165 17V18H164ZM9 18H11V20L9 19ZM17 18V19H16ZM67 18V19H66ZM114 18V19H113ZM120 18V19H119ZM148 19L149 21L151 20V22L155 25V27H156V29H158V31H159V33H161V35L162 36H156V37H152V36H148V29L146 28V26L144 25V22L146 21L145 19ZM156 18V19H155ZM160 20H159V19ZM206 18H209V19H206ZM211 18V19H210ZM213 18V19H212ZM9 19V20H8ZM16 19V20H15ZM110 19H112V20H110ZM123 19V20H122ZM142 19V20H141ZM155 19V20H154ZM158 19V20H157ZM166 19V20H165ZM195 19V20H194ZM28 20V21H27ZM35 20V21H34ZM144 20V21H143ZM157 20V21H156ZM192 20H194L195 22H197V23H199V22H201V21H199L198 22V20H199V18H195L194 16H193V18L189 21L191 24H194L195 22L193 21L192 22ZM203 20H205V22L203 21ZM10 22V23H8V22ZM12 21V22H11ZM134 22V24H133V22ZM140 21V22H139ZM142 21V22H141ZM160 21V22H159ZM162 21V22H161ZM17 22V23H16ZM60 22H61V24H60ZM136 22H138L139 24H141L142 25V23H143V25L144 26H140V25H138L139 26V28L138 27H136L135 26V24H136ZM150 22V23H151ZM156 22H158V23H156ZM164 22V23H163ZM14 23V24H13ZM79 23V24H78ZM131 23V24H130ZM162 23V24H161ZM18 24V25H17ZM123 24H125V25H123ZM158 24H159V26H158ZM168 24V25H167ZM162 25V26H161ZM164 25V26H163ZM169 26L168 28H167V26ZM8 26V27H7ZM20 26V27H19ZM83 26V27H82ZM132 26H135V27H132ZM171 26H173V27H171ZM183 26H184V28H183ZM13 29H12V28ZM81 27V28H80ZM128 27V28H127ZM162 27V28H161ZM164 27H166V28H164ZM178 27V28H177ZM239 27V28H238ZM240 27L242 28V25L241 24H239L238 26H236L235 28H234V31H233V33H235V32H237L238 30H240ZM62 28V29H61ZM64 28V29H63ZM67 28V29H66ZM76 28V29H75ZM91 28V29H90ZM122 28H125V30H126V35H127V37H126V35H124L125 34V30L124 29H122ZM127 28V29H126ZM131 28V29H130ZM138 28V29H137ZM178 30H177V29ZM84 30L85 32V34H87V36H85V35H83V34H80V35H78L79 33H78V31H80V30ZM133 29L135 30V31H133ZM147 29V30H146ZM179 29H181L182 30V32H181V30H179ZM16 30V31H15ZM66 30V31H65ZM94 30V31H93ZM118 30V31H117ZM123 30V31H122ZM128 30V31H127ZM142 30H143V32H142ZM165 30H166V32H165ZM167 30H169L170 32V36H169V34L167 33ZM173 30H175V31H177V32H179V33H176L175 31H173ZM184 30V31H183ZM202 29H196L195 30V32H194V34L195 33H199L198 35H201V36H207L208 34H210V33H208L209 31H212V33H213V31L215 32L216 30H217V26H212L211 28H208V29H203L204 31H202V33H200V31H201ZM207 30H209L208 32H207ZM13 31H14V33H13ZM63 31V32H62ZM69 31V32H68ZM173 31V32H172ZM34 32V31H33ZM123 32V33H122ZM142 32V33H141ZM204 32V33H203ZM64 35H63V34ZM74 33V34H73ZM77 33V34H76ZM121 33V34H120ZM130 33V34H129ZM176 34V37H175V34ZM10 34V35H9ZM35 35V38H38V35H37V32L35 31V33H34ZM69 34V35H68ZM95 34V35H94ZM124 36H123V35ZM129 34V35H128ZM145 36H144V35ZM62 35V36H61ZM94 35V36H93ZM98 35V36H97ZM173 35V36H172ZM181 35H183V36H181ZM12 36V37H11ZM67 36V37H66ZM71 36H73V37H71ZM101 36V37H100ZM164 36H167V38L168 39H170L169 41H168V43H163L164 41H163V39H164ZM62 37H64L63 39H61ZM66 37V38H65ZM76 37V38H75ZM105 37V38H104ZM152 37V38H151ZM171 37V38H170ZM178 37V38H177ZM181 37V38H180ZM10 38V39H9ZM139 38V37H138ZM156 40H154V39ZM79 39V40H78ZM89 39V40H88ZM151 39V40H150ZM153 39V40H152ZM177 40V41H175V40ZM37 40V39H36ZM64 40H66V41H64ZM73 40V41H72ZM81 40V41H80ZM25 41V42H24ZM68 41V43H66ZM102 41V42H101ZM154 43H153V42ZM157 41H159V43L157 42ZM170 41H172V42H170ZM14 42V43H13ZM76 42H79L80 44H81V48H79L78 49V47L77 46H75V44H76ZM147 42V43H146ZM149 42V43H148ZM162 43V44H161ZM68 44V45H67ZM83 44V45H82ZM143 45V46H142ZM151 45H153V47L151 46ZM154 45H156V46H154ZM158 45V46H157ZM165 45V46H164ZM86 46V47H85ZM149 46V47H148ZM151 46V47H150ZM161 46V47H160ZM17 47V48H16ZM76 47V48H75ZM157 47L158 48H160V49H157ZM23 48V49H22ZM149 48V50H146V49H148ZM162 48V49H161ZM19 49V50H18ZM41 47H40V51H41ZM132 49V50H131ZM129 50V51H128ZM136 50V51H135ZM139 50H140V52H139ZM142 50H143V53L144 54H142ZM144 50H145V52H144ZM202 51L201 52H203V50L205 51L204 52V55H203V53H201L202 55H201V60L202 61H207V60H209L210 58L208 57V56H211V59H214V50H212L211 48H207V47H202V49H201ZM208 50H210L209 52H208ZM23 51V52H22ZM26 51V52H25ZM67 51V52H66ZM74 51V52H73ZM80 51V52H79ZM109 51V52H108ZM133 51H134V54H133ZM158 51V52H157ZM42 52H47L46 51V49H42ZM130 52V53H129ZM140 54H139V53ZM28 53H30V55L28 54ZM76 53H77V55H76ZM81 53V54H80ZM206 53H207V55H206ZM27 54V55H26ZM90 54V55H89ZM110 54V55H109ZM139 54V55H138ZM22 55L24 56V57H22ZM36 56L37 58L34 60L33 59V57L34 56ZM82 55V56H81ZM92 55V56H91ZM93 55H94V57H93ZM113 55V56H112ZM116 57H115V56ZM133 55H137V57H135V56H133ZM205 55H206V57L207 58H205ZM30 56H32V59H33V62L31 61V60H29V57ZM105 56H106V59H105ZM112 56V57H111ZM17 57L19 58V59H17ZM111 57V58H110ZM133 57H134V60H133ZM141 57V58H140ZM203 57V58H202ZM16 58V59H15ZM20 58L22 59V61L20 60ZM68 58H70V59H68ZM102 58V59H101ZM64 59H66V60H64ZM94 59V60H93ZM105 59V60H104ZM140 59V60H139ZM2 59H1V57H0V62H2L1 61ZM19 60V61H18ZM27 60V61H26ZM110 60V61H109ZM21 61V62H20ZM43 61L45 62V64H47V65H43ZM137 61V62H136ZM84 62V63H83ZM90 62V63H89ZM112 62V63H111ZM136 62V63H135ZM189 63L190 62H192V63H190V65H189V63L187 64L188 65V68L190 69V66H192L193 65V67L191 68V69H193V68H195L197 65H198V63L196 62V61H194V60H190V61H188ZM193 62H195L194 64H193ZM18 63H19V65H18ZM24 63H27V64H25V65H27V66H25L24 65ZM57 63V64H56ZM105 63V64H104ZM111 63V64H110ZM134 63V64H133ZM22 64V65H21ZM91 64V65H90ZM93 64H95V66L93 65ZM196 64V65H195ZM18 65V66H17ZM82 65V66H81ZM107 65V66H106ZM42 66V67H41ZM46 66V67H45ZM52 66V67H51ZM93 66V67H92ZM30 67V68H29ZM42 69H40V68ZM57 67V68H56ZM73 67H75V68H73ZM77 67V68H76ZM81 67V68H80ZM88 67V70L86 69ZM105 67V68H104ZM215 67H218V66H215ZM220 67H221V69H220ZM220 67H218V72H216L215 74H217V76H219V77H216V75L214 74V78H216V79H214L213 77H207V78H205V79H203V80H205V81H203L202 79V82H204L207 86H206V88H202V90H204V91H207L208 90V88H209V90H210V88L212 87V86H214V84L216 85V84H218V82L219 83H222L223 82V84H225L226 83V81H227V83L226 84H228L229 86H231V85H234V84H236V82H237V84L239 83V79L238 78H234L235 76H227V74H226V71H224L225 70V68L224 67H222V66H220ZM37 68V69H36ZM73 68V69H72ZM90 68H91V70H90ZM147 68V69H146ZM35 69V70H34ZM58 70V72H57V70ZM78 69V70H77ZM102 69V70H101ZM128 69V70H127ZM149 69L151 70V71H149ZM190 69V70H191ZM224 69V70H223ZM83 70H86L88 73H87V75L86 76H84V74H82L84 71ZM99 70V71H98ZM127 70V71H126ZM130 70V71H129ZM134 70V71H133ZM220 70H221V73H220ZM40 73H39V72ZM75 71V72H74ZM83 71V72H82ZM85 71V72H86ZM223 71V72H222ZM60 72V73H59ZM72 72V73H71ZM78 72V73H77ZM100 72H102L101 74H100ZM140 72V73H139ZM150 72H151V74H150ZM155 74H154V73ZM22 73V74H21ZM27 73V74H26ZM75 73L76 74H78L77 76L75 75ZM93 73H95V75H93ZM104 73H105V75H104ZM131 73V74H130ZM40 76H39V75ZM59 76H58V75ZM60 74H62V75H60ZM74 74V75H73ZM107 74V75H106ZM126 74V75H125ZM145 74V75H144ZM72 75V76H71ZM89 75H90V77L91 78H89ZM97 75V76H96ZM110 75V76H109ZM145 76V77H142V76ZM159 75V76H158ZM26 76H28L27 78H26ZM36 76H38V77H36ZM83 78H82V77ZM104 76V77H103ZM63 77V78H62ZM66 77V78H65ZM72 77V78H71ZM74 77V78H73ZM78 77V78H77ZM118 77V78H117ZM121 77V78H120ZM221 77V78H220ZM226 77V78H225ZM25 78H26V80H25ZM37 78V80H35ZM56 78V79H55ZM76 78V79H75ZM81 78H82V80H81ZM88 78V79H87ZM143 78H145V79H143ZM222 78H225V79H222ZM234 78V79H233ZM71 79H73L71 82H68L67 83V81H70ZM78 79H80L79 81H78ZM238 79V80H237ZM1 81V83H4V78H3V76L1 77V79H0ZM29 80V81H28ZM84 80V81H83ZM102 80H103V82H102ZM146 80V81H145ZM222 80H226V81H222ZM229 80V81H228ZM233 80V81H232ZM235 80H236V82H235ZM123 81V82H122ZM222 81V82H221ZM50 82V83H49ZM56 82V83H55ZM57 82H58V84H57ZM145 82H149L150 83V85L149 86H147V85H143L142 86V84H144ZM152 82V83H151ZM210 82V83H209ZM212 82H214V83H212ZM229 82V83H228ZM31 83H33V84H31ZM69 83H70V85H69ZM80 83V84H79ZM82 83H84V84H82ZM108 83V84H107ZM113 83V84H112ZM115 83V84H114ZM124 83V84H123ZM135 84V86H137V87H135L134 86V84ZM208 83V84H207ZM54 84V85H53ZM129 84V85H128ZM137 84V85H136ZM213 84V85H212ZM231 84V85H230ZM30 85V86H29ZM73 85V86H72ZM80 85H82V86H84V85H86L87 87H90V86H92V87H90L91 88V90L89 91V92H87V93H85V94H83L82 96H77L75 93H73V90H72V88H74V86H80ZM102 85V86H101ZM117 85H118V87H117ZM156 85V86H155ZM212 85V86H211ZM129 86V88H126V87H128ZM141 86V87H140ZM211 86V87H210ZM38 87V88H37ZM101 87H108V89L106 88V91H101L100 89H101ZM112 87V88H111ZM117 87V88H116ZM124 89H123V88ZM29 88H31V89H29ZM37 88V89H36ZM42 88V89H41ZM52 88V89H51ZM53 88L55 89V90H53ZM93 88H96V89H94L93 90ZM120 88V89H119ZM122 88V89H121ZM131 88H135V90H139L140 89V91H141V88H143V91H142V95L143 96H140V98H139V96L138 95H135L134 97L136 98H132V100H133V102L131 103V101H128L129 100V98H127L126 97V93H127V91L128 90H130ZM138 88V89H137ZM153 90H152V89ZM59 89V90H58ZM115 89V90H114ZM206 89V90H205ZM72 90V91H71ZM123 90V91H122ZM147 90V91H146ZM32 91V92H31ZM94 91V92H93ZM96 91V92H95ZM108 91V92H107ZM113 91H115V92H113ZM155 91V92H154ZM193 92V93H192ZM58 93V94H57ZM159 93H162V94H159ZM195 93V94H194ZM152 94V95H151ZM196 94H198L197 93V91H191L190 92V95L191 96H197ZM27 95V96H26ZM46 95V96H45ZM151 95V96H150ZM163 95V97H161ZM38 96V97H37ZM61 97V98H63V104L62 103H60V104H58L57 102H56V97ZM71 96V97H70ZM96 96V97H95ZM100 98H99V97ZM138 96V97H137ZM28 97H30V98H28ZM124 97V98H123ZM126 97V98H125ZM144 97V98H143ZM23 98V99H22ZM26 98V99H25ZM28 98V99H27ZM44 98V99H43ZM81 99V100H79V99ZM117 98V99H116ZM138 98H139V100H138ZM155 98H157V99H155ZM164 99V100H162V99ZM23 100V103H22V100ZM70 99H72V100H70ZM159 99V100H158ZM43 100V101H42ZM66 100V101H65ZM75 100H78V102H79V104H77L78 106H76V101ZM135 100H136V102H135ZM18 101V100H17ZM18 101V102H19ZM125 101V102H124ZM25 102V103H24ZM36 102V103H35ZM43 102V103H42ZM87 102V103H86ZM92 102H94V104L92 103ZM135 102V103H134ZM145 102V103H144ZM57 103V104H56ZM72 103L73 104H75V105H72ZM86 103V104H85ZM185 103V100H183L181 103H179L178 105H176V106H174L173 108L175 109V110H173V108H171V109H169L168 107H166V105H164V103H163V105H164V110H163V118H164V116H167V113H169L171 116H174V115H177L178 113H179V110H180V108H181V106H182V104H184ZM32 104V105H31ZM47 104V105H46ZM68 104H69V106H68ZM72 106H71V105ZM91 104H92V107H91ZM85 105V106H84ZM132 107H131V106ZM47 106V107H46ZM71 106V107H70ZM81 106V107H80ZM180 106V107H179ZM20 107V108H19ZM45 107H46V109H45ZM67 109V110H69L70 111V113L67 115L68 117H67V120H64V119H61L62 118V114H63V111H64V109L65 108ZM68 107V108H67ZM78 107V108H77ZM83 107H84V110H83ZM135 107V108H134ZM44 108V109H43ZM29 109H31V110H29ZM52 109V110H51ZM75 109H77V110H75ZM138 111H137V110ZM166 109V110H165ZM22 110V111H21ZM83 110V111H82ZM88 110V111H87ZM3 111V112H2ZM72 111V112H71ZM137 111V112H136ZM172 113H171V112ZM175 111V112H174ZM5 112V113H4ZM81 112V113H80ZM141 112V113H140ZM167 112V113H166ZM20 115H19V114ZM78 113H79V115H78ZM83 113V114H82ZM86 113V114H85ZM89 113V114H88ZM125 113V114H124ZM132 113H134V114H136V115H134V114H132ZM45 114V115H44ZM88 114V115H87ZM137 114H139V115H137ZM3 115V116H2ZM74 115V116H73ZM83 115H84V117H83ZM124 115V116H123ZM20 116V117H19ZM76 116H78L77 118H76ZM88 116V117H87ZM128 116V117H127ZM83 117V118H82ZM143 117V118H142ZM19 118V119H18ZM89 118V119H88ZM113 118V119H112ZM166 118V117H165ZM164 118V119H165ZM5 119V120H4ZM24 119H26V120H24ZM73 119V120H72ZM88 119V120H87ZM14 120V121H13ZM17 120V121H16ZM58 120V121H57ZM108 120H110V121H108ZM115 120V121H114ZM119 120V121H118ZM69 121H71V122H76V123H78V124H80V122H83V123H81L82 124V128L84 129H82L81 130V126H80V132L78 133H74V132H72V131H70V129H69V127H68V123L67 122H69ZM85 121V122H84ZM87 121H88V123H87ZM106 121V122H105ZM13 124V126H15L17 129V131L18 132H16V136H14L12 139H11V141L10 142H6L5 140H4V136H3V130L5 129V126L7 125V124ZM98 122H99V124H98ZM117 122V123H116ZM21 123V124H20ZM85 123V124H84ZM136 123V124H135ZM26 124V125H25ZM80 124V125H81ZM101 124H103V125H101ZM117 124V125H116ZM84 125H86V126H84ZM105 125V126H104ZM110 125V126H109ZM130 125V126H129ZM2 126V127H1ZM4 126V127H3ZM19 126V127H18ZM88 126V127H87ZM104 126V127H103ZM124 126V127H123ZM207 124H205V126H204V128H202L203 129V131H205V137L206 138H208V142H209V144H210V146H212V148L214 149V151H213V158H214V163H213V167L215 168H212V165H210V170L214 173V175H216L215 177H214V175H212V177H211V175H209L207 172H206V167L205 166H203L204 167V169H203V167L201 166V168H200V166L198 167V168H195V170H194V167L193 168H191V167H189L187 170L186 169H183V168H180V170H185L186 172H187V174L185 173V171L184 172H180V177L181 178H183V177H185V178H189V179H191V178H193L192 176H194V177H198V178H201V179H203V178H206L207 180H209L210 181V183L209 184H211L212 185V187H214V188H216V189H218L217 187L219 186V189L221 188L222 189V191L223 192H226V188L225 187H223V186H227V185H231V184H233V185H235L233 182H234V178L236 177H234V174H236L237 175V172H238V170H239V168H238V166L237 165H234V161L232 160L231 161V154H232V149H226L225 147H222L223 145H222V143H223V141H222V137L221 136H219L220 134H219V132L216 130V128H214V127H211V126H208ZM112 127V128H111ZM135 127V128H134ZM52 128H54L52 131H51V129ZM107 128V129H106ZM142 128V129H141ZM174 128V127H173ZM100 129V130H101ZM106 129V131L104 132V130ZM209 129V130H208ZM237 129V128H236ZM236 129H231V132H229V137H232L233 135H234V133L236 132V131H238V130H236ZM2 130V131H1ZM20 130V131H19ZM22 130V131H21ZM61 130V131H60ZM94 130H95V128H94ZM102 130L100 131V134H103V133H101L102 132ZM117 131V132H114V131ZM119 130V131H118ZM121 130V131H120ZM136 132H135V131ZM214 130V131H213ZM123 131V132H122ZM19 132H21V134H19ZM62 132V133H61ZM90 132H91V134H90ZM111 132V133H110ZM210 132V133H209ZM49 134V136H48V134ZM64 133V134H63ZM89 133V134H88ZM131 133V134H130ZM76 135V136H74V135ZM79 134V135H78ZM99 134V133H98ZM38 135V136H37ZM92 136L91 137V139L92 138H96L95 140H92V141H94V142H92V147L93 146H95V148L94 149H101V147H104V146H102L101 145V142L100 143H98V139H99V136ZM126 135V136H125ZM128 135V136H127ZM136 135V136H135ZM215 135H217V136H215ZM57 136V137H56ZM68 136V137H67ZM133 136V137H132ZM215 136V137H214ZM21 139H20V138ZM76 137H79V138H77L76 139ZM128 137H129V139H128ZM67 138H68V142H67ZM125 138H127V139H125ZM133 138H134V141H132L133 140ZM150 137H148V139H149ZM25 139V140H24ZM73 141H71V140ZM75 139V140H74ZM151 139V138H150ZM57 140H59V141H57ZM64 140V141H63ZM118 142V143H120L121 145L122 144H124L122 141L121 142ZM141 141V142H142ZM181 142H182V148H184V151L183 152H181V153H179V158L178 159H181V158H186V157H188V154H189V152L190 151H192V147L190 146L191 144H193V143H190V145H186V141H183L182 139L180 140ZM216 141V142H215ZM128 142V141H127ZM137 142V141H136ZM213 142V143H212ZM28 143V144H27ZM63 143V144H62ZM98 143V144H97ZM9 144V145H8ZM64 144H65V146H64ZM189 144V143H188ZM99 145V146H98ZM105 145V144H104ZM218 145H220L222 148H220V146H218ZM38 146V147H37ZM97 146V147H96ZM106 146H108V145H106ZM218 146V147H217ZM108 148V147H107ZM36 149V150H35ZM218 150H219V152H218ZM221 151V152H220ZM67 152V153H66ZM193 152V151H192ZM223 152H226V153H223ZM172 153V154H171ZM220 153V154H219ZM67 154V155H66ZM225 154H229V155H225ZM174 155H176V154H173V152H170V153H168V154H166L165 156H167V157H169V158H171L172 159V157L174 156ZM186 155V156H185ZM13 156V157H12ZM61 156V157H60ZM68 156H69V158H68ZM214 156H216V158L214 157ZM223 156V157H222ZM59 157V158H58ZM66 158H68V159H66ZM78 158V159H77ZM86 158V159H85ZM117 158L118 157H115V156H112V161H114V163H113V166H115V168L117 167V165H118V167L117 168H119L120 169V171L122 172L123 171V173H126V174H123L122 173V175H123V177H125V179L127 180V181H133L135 184L137 183V182H139L140 184H141V186H138L137 184H139V183H137L135 186L137 187H132L133 188V190L135 189V191H128L129 193H131L132 195L133 194H135L137 197L139 196V197H145V200L144 201H147V203L148 204H150L149 205V207H151L152 208V210H150V211H145V209L147 208L144 204V206H142L141 207V205H142V202H138V204H140V207L138 206V208H140V211L142 212V213H140V215H141V217H142V226L144 225V224H146V225H144L143 226V229L144 230H146V232H147V234H148V236L151 234V235H156V238H155V236H152V237H150V238H154L153 240V242L154 243H157L158 241V244L156 245V247H157V249L159 250V251H163V252H166V258H167V260H166V258H165V261L164 262H166V263H171V264H174L175 262L178 264V261H179V259H177L176 257H178V258H180V260H181V258L183 257V260L181 261V263L182 262H185V260H189L191 257L189 256V254L191 255L193 252H194V254L193 255H191L192 257H194L196 254H198V253H200L199 252V243H198V245H197V242H198V240H197V238L195 239H193V241H196V242H193V241H191L190 243H188V244H191V245H186V246H181V247H176L175 249H173V250H171V251H167L166 249H168V247H170L171 246V244H175V246H176V244H177V242L181 239V237H180V239H178L179 238V235H181V230L179 231V229H182L181 227H178V226H180L179 224L177 225V223H178V220H176L177 221V223H176V221H175V214H174V210H173V204H175L174 203V198H172L174 195L175 196H177V192H176V187L175 188H173L172 187V189H171V196H168V197H170V199L168 198V197H166V198H168V200L166 199H163V198H165L164 197V195L162 196V195H160V191L161 190H159L160 188H157V190H154L155 192H154V194H150V192H148L149 191V188H148V185H147V183H143V182H145L144 180H142V178H141V175H142V173H143V171L142 170H145V169H147V167H148V161H140V160H129L130 158H127V157H119L120 158V161L122 162V164H120L121 162L119 161V160H117ZM118 158V159H119ZM219 160H218V159ZM224 158H225V160L226 161H224ZM226 158H228V159H226ZM259 158V156H255V160L256 159H258ZM123 159V160H122ZM53 160V161H52ZM60 160V161H59ZM215 160H218V163H217V161H215ZM62 161V162H61ZM128 161V162H127ZM138 161V162H137ZM190 162H194L192 159L191 160H189ZM66 162V163H65ZM68 162V163H67ZM117 162H120V163H117ZM126 162V164L124 165V163ZM131 164H130V163ZM136 162H137V164H136ZM141 162H143L142 164H141ZM216 162V163H215ZM230 162V163H229ZM233 162V163H232ZM129 163V164H128ZM134 165H133V164ZM139 163H140V165H139ZM227 163V164H226ZM56 164V165H55ZM195 164V163H194ZM216 164V165H215ZM222 164V165H221ZM226 164V165H225ZM228 164H230L231 165V167H230V165L228 166ZM236 164V163H235ZM54 165V166H53ZM65 165V166H64ZM69 165V166H68ZM125 166L126 167V169H125V167H121V166ZM143 165V166H142ZM222 167L221 169H220V167ZM225 165V166H224ZM53 166V167H52ZM66 166H67V168H66ZM128 166V167H127ZM146 166V168H144ZM235 166V167H234ZM74 167V168H73ZM77 167V168H76ZM143 167V168H142ZM234 169H233V168ZM130 168V169H129ZM140 168V169H139ZM220 170H218V169ZM226 168H227V170H226ZM230 168H232V170L230 169ZM25 169V168H24ZM67 169V170H66ZM129 169V171H127ZM136 169V170H135ZM149 169V168H148ZM203 169V170H202ZM235 169H237V170H235ZM28 170V169H27ZM125 170V171H124ZM135 170V171H134ZM199 170H202V171H199ZM88 173H87V172ZM133 171L135 172V175L134 174H132L133 173ZM142 171V172H141ZM193 171L195 172V173H193ZM218 172V174L216 173V172ZM224 171H227L228 173H226V172H224ZM237 171V172H236ZM197 172V173H196ZM202 172V173H201ZM206 172V173H205ZM68 173V174H67ZM131 173V174H130ZM140 173V174H139ZM182 173V174H181ZM201 173V174H200ZM205 173V174H204ZM65 174H66V177H68V178H66L65 177ZM90 174V175H89ZM195 174V175H194ZM203 174V175H202ZM222 175V176H218V175ZM223 174H225V175H223ZM68 175V176H67ZM70 175V176H69ZM88 175H89V177H88ZM129 175V176H128ZM131 175V176H130ZM132 175H133V178H132ZM184 175V176H183ZM199 175V176H198ZM128 176V177H127ZM135 176V177H134ZM201 176V177H200ZM202 176H204V177H202ZM208 176V177H207ZM233 176V177H232ZM131 178V180H130V178ZM191 177V178H190ZM25 178V179H24ZM78 178V179H77ZM129 178V179H128ZM139 178V179H138ZM214 178V179H213ZM71 179V180H70ZM84 179V180H83ZM225 179H227V180H225ZM46 180V181H45ZM66 180V181H65ZM137 181V182H135V181ZM222 180H223V182H222ZM232 180V181H231ZM68 181V182H67ZM78 181V182H77ZM226 181V182H225ZM88 182V184H86ZM213 182V183H212ZM222 184H226V185H220L221 183ZM225 182V183H224ZM139 184V185H140ZM143 184V185H142ZM145 184V185H144ZM27 185V186H26ZM75 185V186H74ZM77 186H78V188H77ZM144 186H146V187H144ZM235 186H238L237 184L235 185ZM26 187H27V189H26ZM40 187V188H39ZM79 187H81V188H79ZM142 189V187H143V191L140 189V188ZM69 188V189H68ZM85 188V189H84ZM99 189V191H98V189ZM139 188V189H138ZM77 189H79V191L81 190V189H83V190H81V191H83V192H81L80 191V193H78L79 191L77 190ZM97 189V190H96ZM26 190V191H25ZM55 190V189H54ZM159 190V191H158ZM50 191V192H49ZM86 193H85V192ZM103 193H102V192ZM175 192V193H172V192ZM246 191V190H245ZM16 192V191H15ZM34 192V193H33ZM141 192H142V194H141ZM157 192V193H156ZM159 192V193H158ZM45 193H46V195H45ZM101 193V194H100ZM147 193H149V194H147ZM13 195V193L12 192H10L9 190H8V187L7 186H4V184H1L0 183V199L1 198H5V199H9L10 197H11V195ZM14 194H16V195H18V193H14ZM43 196H42V195ZM80 194V195H79ZM137 194H139V195H137ZM144 194V195H143ZM156 194V195H155ZM186 194V196H188V194L187 193H185ZM85 195H87V197L85 196ZM140 195H142V196H140ZM151 195V196H150ZM173 195V196H172ZM245 195V193L243 194V200L244 199H246L247 197H248V195H249V192L248 191H246V195ZM2 196V197H1ZM102 196H104V198L102 199ZM153 196H155V197H153ZM156 196H162V197H159L160 198V200H162L161 202H159V199H157L156 198ZM7 197V198H6ZM87 199H85V198ZM89 197V198H88ZM129 197V196H128ZM27 198V199H26ZM95 198V199H94ZM130 198V197H129ZM151 198V199H150ZM183 199H185V197H182ZM139 199V198H138ZM203 199V198H202ZM202 199H197V201L195 202V205L197 204V206H199L200 208H202V209H204V212H205V209L207 208V209H210L211 208V206L209 205V204H207L205 201H204V199L202 200ZM92 200V201H91ZM151 201L152 200V202L151 203H153L154 205H151V203L149 202V201ZM164 200V201H163ZM199 200H200V203H199ZM202 200V201H201ZM243 200H241V205H239V206H241V207H239V209H240V212H242V214H240L239 213V215L237 214V216L236 217H233V221H234V223H237V228H242V227H244V225L245 224H247V222L249 223V221L251 220V219H247L248 217L249 218H252L253 217V215L251 214V210H250V207H248V206H246L247 204H244L245 203V201H243ZM97 201V202H96ZM143 201V202H144ZM156 202V206H155V202ZM95 202V203H94ZM163 202H164V204H163ZM103 203V204H102ZM160 205H159V204ZM148 204H147V206H148ZM168 204V205H167ZM170 204V205H169ZM172 204V205H171ZM199 204H201V205H199ZM206 204H207V206L208 207H206ZM24 205V206H23ZM34 205V206H33ZM89 205V204H88ZM166 206H168V207H166ZM40 207V208H39ZM92 207V208H91ZM104 207V208H103ZM144 207H146V208H144ZM158 209H157V208ZM160 207V208H159ZM206 207V208H205ZM56 207H55V205H53L52 206V210H54ZM91 208V209H90ZM94 209H96V210H94ZM126 209H127V211L129 212V213H131V214H134L135 212H137L138 211V209H137V207L136 208H134V210H135V212H133V211H131L130 210V208L128 209V207L126 206ZM148 209V208H147ZM155 209V210H154ZM156 209L159 211L158 213H157V211H156ZM161 209V210H160ZM167 209V210H166ZM207 209H206V212H207ZM244 209H247V211L246 210H244ZM106 210V212L104 213V211ZM145 212H144V211ZM164 210H166V212H170L169 214L171 215V216H169V214H168V216L166 217L165 215H166V212H165V214H164ZM173 210V211H172ZM22 211H23V214H22ZM59 211V212H58ZM209 211V210H208ZM215 210L213 209V208H211L210 209V212H208V214H209V221H208V224H210L211 225V227L213 226V225H215L216 227H218L217 225H216V223H217V221L220 219L219 218V215L217 214V213H215L214 212ZM246 211V212H245ZM249 211V212H248ZM149 212H151V213H149ZM153 212H154V214H153ZM243 212H245V213H243ZM99 213H101V214H99V216H98V214ZM172 213V214H171ZM147 214V215H146ZM248 214V215H247ZM249 214H250V216H249ZM24 215V216H23ZM30 215H31V218H30ZM32 215L34 216V217H32ZM101 215V216H100ZM143 215H146V216H143ZM247 215V216H246ZM252 215V216H251ZM36 216H37V218H36ZM52 216H54L53 217V219H51L50 220V222H52V223H55V225L54 226H57L58 224L57 223H59V222H61L62 220H63V216H62V213H61V211L60 210H58L57 208L55 209V211H54V213H52ZM59 216V217H58ZM153 216V217H152ZM156 216H158V218H156ZM210 216H212V218L210 217ZM216 216V217H215ZM246 216V217H245ZM45 217V218H44ZM143 217L145 218V219H143ZM243 217V218H242ZM39 218V219H38ZM59 218V219H58ZM148 218V219H147ZM154 218V219H153ZM156 218V219H155ZM160 218L162 219V221L160 220ZM166 219V221L167 220H170V222L169 221H167V222H169V223H166V221L165 222H163V220H165ZM168 218V219H167ZM216 218V219H215ZM218 218V219H217ZM236 218V219H235ZM3 219V220H2ZM34 219V220H33ZM101 219H105V220H102L101 221ZM150 219V220H149ZM246 219V220H245ZM0 251H7L8 250V248H9V245L10 246H14V245H16L15 244V242L13 241L12 243L10 242V240L12 241L13 240V234H12V232L9 230V228H8V225H7V221H6V219L5 218H3V216H2V213H1V207H0ZM27 220V221H26ZM41 220V221H40ZM149 220V221H148ZM152 220V221H151ZM157 220V221H156ZM160 220V221H159ZM172 220H174V221H172ZM236 220V221H235ZM249 220V221H248ZM106 221V222H105ZM108 221V222H107ZM154 221L155 222H157V224L156 223H154ZM6 222V223H5ZM44 222V223H43ZM143 222H147V223H143ZM158 222H162V223H160L161 225L163 224V223H166V224H163V226L160 228V226L158 225ZM175 224V228L173 227L174 226V224ZM4 224V225H2V224ZM106 223H107V225H106ZM151 223V224H150ZM152 223H153V226H152ZM213 223V224H212ZM239 223V224H238ZM245 223V224H244ZM41 224H42V226H41ZM149 224V225H148ZM244 224V225H243ZM29 225V226H28ZM156 225H158V228H156L157 226ZM164 225H165V227H164ZM239 225V226H238ZM31 226V227H30ZM34 226V227H33ZM111 227V229H110V227ZM170 226V227H169ZM178 228H177V227ZM215 226L213 227V228H207V230H206V232H204L202 235H203V237L204 236H206V237H210V240H212V241H215L216 243H217V247H216V251L215 252H210L211 254H209L210 256L209 257H207V258H205V259H203L202 258V260H204L203 261V264H215V263H212V257H214V255H215V253L216 252H219L220 254H221V256H223L222 258H223V264H232L233 263V259L234 258H237L238 259V261L240 262L241 261V258L243 257V254L242 255H239V256H234L231 252H230V248H229V242H230V240H229V237L228 236H221L220 238L219 237H216L218 234H216V231L214 232V230H217L218 228H215ZM2 227H3V229H2ZM5 227V228H4ZM146 227V228H145ZM152 227H154V229H152ZM37 228V229H36ZM149 228H150V233H149ZM162 229V231H160V232H162V233H160V232H156V231H159L160 229ZM172 230H170V229ZM2 229V230H1ZM151 229H152V231H151ZM157 229V230H156ZM177 229V230H176ZM9 230V231H8ZM117 232H115V231ZM156 230V231H155ZM2 231H6V232H3L2 233ZM8 231V232H7ZM46 230H42L40 233L39 232H36L37 234H35L33 237H32V240L33 241H31L32 242V244L34 245V246H36V247H38V248H40L41 250H47V248H49L48 246L49 245H52V243H50L49 242V235H48V233H46L45 232ZM165 231V232H164ZM178 231H179V234H178ZM214 232V238H213V235L211 234V235H209L210 233H212V232ZM5 233V234H4ZM166 233H168V235H169V237H168V235H166ZM45 234V235H44ZM164 234V235H163ZM8 235V236H7ZM158 235V236H157ZM162 235V236H161ZM173 235H174V237H173ZM177 235V236H176ZM208 235V236H207ZM4 236H6V237H4ZM11 236V237H10ZM160 236V237H159ZM167 236V237H166ZM174 238V240H176V242L173 240L172 241V237ZM124 237H126V236H124ZM171 237V238H170ZM223 237V238H222ZM170 238V240H168ZM215 238H216V240H215ZM217 238H219V239H217ZM45 241H44V240ZM160 240H164V242H162V241H160ZM223 240H225L224 242H223ZM10 242V243H8V242ZM165 241H168V242H165ZM170 241H172V242H170ZM227 242V243H226ZM14 243V244H13ZM50 243V244H49ZM170 243V244H169ZM193 243V244H192ZM195 243H196V245H195ZM219 243H221L222 245H220ZM225 245H224V244ZM164 244V245H163ZM251 244H253L254 246H256L258 243H257V241H253ZM173 245L171 246V247H173ZM221 247H220V246ZM228 245V246H227ZM158 246H162L161 248H163L164 247V249H160V247H158ZM226 246V247H225ZM184 247V248H183ZM186 247V248H185ZM188 247V248H187ZM181 248V249H180ZM190 248L192 249V250H190ZM176 249H177V252H176ZM186 249H189L188 251L186 250ZM225 250V252H224V250ZM175 250V251H174ZM184 250V251H183ZM186 250V251H185ZM197 250V251H196ZM219 250V251H218ZM223 250V251H222ZM173 252V253H172ZM181 252V254H180V256H178L179 255V253ZM184 252V253H183ZM176 253V254H175ZM231 253V254H230ZM259 253H261V254H263L264 252H263V250H260L259 251ZM173 254V255H172ZM212 254H214V255H212ZM223 254V255H222ZM226 254V255H225ZM230 254V255H229ZM169 255H172V256H170V258H169ZM182 255V256H181ZM186 255V256H185ZM228 255V256H227ZM263 256H264V254H263ZM196 257V256H195ZM173 258H175V259H173ZM232 258V259H231ZM145 260V259H144ZM144 260H143V258H141L140 259V261H141V263H143L144 262ZM173 260V261H172ZM174 260H175V262H174ZM176 260H178V261H176ZM230 260V261H229ZM143 261V262H142ZM170 261V262H169ZM209 261H211V262H209ZM226 262V263H225ZM238 262V263H239ZM145 263V262H144ZM175 263V264H176ZM242 262H240V264H241ZM245 264H247V263H245Z\"/></svg>",
    "mask_w": 264,
    "mask_h": 264
}]
</instances>
